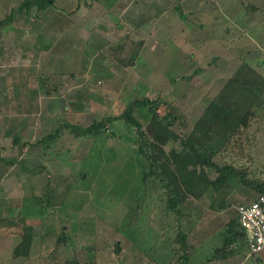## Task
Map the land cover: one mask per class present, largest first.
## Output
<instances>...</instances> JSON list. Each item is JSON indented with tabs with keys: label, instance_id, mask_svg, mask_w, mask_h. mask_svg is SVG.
<instances>
[{
	"label": "rangeland",
	"instance_id": "rangeland-1",
	"mask_svg": "<svg viewBox=\"0 0 264 264\" xmlns=\"http://www.w3.org/2000/svg\"><path fill=\"white\" fill-rule=\"evenodd\" d=\"M22 1L0 0V21L16 13L12 24L0 26V224L14 220L15 238H20L21 215L40 216L35 222L36 264H65L75 257L81 264H175L178 228L188 233L199 213L189 219L183 206L181 217L161 210L158 195L140 182L131 146H121L111 135L93 140L65 134L72 153L45 159L36 143L66 121L89 125L118 115L128 98L161 97L172 112L194 113L195 103L205 106L218 88H211L213 83H223L229 71L208 68L210 75L202 79L201 73L192 80L185 77L212 64L214 55L216 66L234 67L249 60L264 69V41L248 35L244 43L237 32L239 24L248 28L247 20L256 18L258 34L253 27L252 35L264 33V0L258 2V12L249 0H200V9L194 5L199 0H58L57 7H33L28 14L17 12ZM216 4L223 15L235 4L239 8V24L235 27L234 19L226 16L221 21L228 29L225 38L214 35L224 45L223 55L206 47L216 26L206 18V10ZM141 39L146 42L136 64H121L118 57L125 59L133 41ZM260 112L252 120L253 132L264 129V109ZM135 115L145 124L137 108ZM184 122L175 126L180 133L190 128L191 123ZM15 136L21 141L17 146ZM84 170L89 173L88 178L84 174L86 180L80 178ZM69 187L71 195L61 202ZM53 189L58 204L43 207L40 197ZM216 199L213 203L220 197ZM0 232L14 238L3 227ZM62 233L66 241L58 243ZM211 234L198 245L194 260L217 254L224 232ZM239 248L247 256L243 264H264V252L248 256L244 240Z\"/></svg>",
	"mask_w": 264,
	"mask_h": 264
},
{
	"label": "trees",
	"instance_id": "trees-1",
	"mask_svg": "<svg viewBox=\"0 0 264 264\" xmlns=\"http://www.w3.org/2000/svg\"><path fill=\"white\" fill-rule=\"evenodd\" d=\"M57 1L23 0L17 7V12L28 14L33 7L45 11L57 7ZM253 9L257 10V7L252 5ZM15 14L10 12L6 15L5 19L0 21V26L12 24ZM145 42V39L133 41L134 49L125 59L118 57V61L125 66H134ZM119 47H122V44ZM202 71L203 69L199 67L185 79L192 80ZM263 97L264 76L251 69L248 62L243 61L187 134L174 129V124L180 117L169 109V101L161 97L143 96L126 99L127 107L122 113L107 115L100 120L92 121L89 125L66 121L43 135L36 144L41 146L45 159H63L68 157L66 154L70 155L73 151L66 142L65 134L93 140L103 135H111L121 146H131V157L135 159V171L139 174L140 182L145 188L150 186L158 195L161 210L180 216L182 206L186 208L189 203H197L211 188L220 191L223 186L228 185L233 175L240 177L246 187L254 189L259 195L264 193V181L251 177L250 168L238 166L235 160L224 165L214 160L218 154L222 157H225V154L237 157L243 153L244 139L248 137L252 120L258 117L257 108L264 106ZM135 108L138 109L145 124L135 115ZM116 122L119 126L115 125ZM13 143L19 145L20 137L15 136ZM179 144L180 149L177 148ZM207 168L216 171V179L212 180L209 177ZM102 169V172L106 170ZM84 174L85 170L80 173V178L86 180L89 173L85 174L86 177ZM48 184H51L50 180ZM71 190V187L67 189L61 202L65 200L66 194L71 195ZM55 195V189L43 194L40 197L42 206L48 208L56 206L58 203L53 200ZM82 199L80 197V200ZM21 216L23 222L21 240L15 248L14 255L27 258L30 256L36 236L35 222L40 216L36 218ZM226 227L227 242L246 237L248 239V233L242 227L238 216ZM66 238V233L60 234L58 243L65 242ZM174 242L179 245L175 250L177 257L175 264H190L193 246L181 226ZM117 244L120 246L119 242ZM227 246L219 247L217 252L225 251ZM65 264L81 263L75 257L66 260Z\"/></svg>",
	"mask_w": 264,
	"mask_h": 264
},
{
	"label": "crops",
	"instance_id": "crops-1",
	"mask_svg": "<svg viewBox=\"0 0 264 264\" xmlns=\"http://www.w3.org/2000/svg\"><path fill=\"white\" fill-rule=\"evenodd\" d=\"M214 1V0H212ZM224 0H219V4H222ZM250 1V5H254L257 7H260L259 5V1L260 0H249ZM191 5V4H190ZM197 9L202 8L201 5V1H198V4H194ZM249 5V6H250ZM207 6V5H206ZM234 9L230 8V13L229 15H223V13L221 12V5L217 4L215 6H213L210 10H206L208 11V13H206V18L210 17L212 18V24H216V26H214L213 30L215 31L212 35H210L211 37H207V39H209L208 43L206 44V47H208L209 49L212 48L214 49L216 52L219 51L218 55H223L221 51H223L224 45L222 46L221 44L218 43L217 40H219L218 36H214L216 35L215 33L217 32L218 34H221L222 39L225 38V31H227L228 29L221 24L222 18L225 19L226 16H230L231 18L234 19V25L236 27V25L239 24V20H238V14H237V10L239 9L237 4H235ZM261 8V7H260ZM223 9V8H222ZM264 8L262 7L261 10H263ZM259 9H257L256 12H258ZM183 14V12H182ZM248 22L246 23V25L248 23H250V26L248 28H241L239 25V31H237L241 37V39L245 41L247 40L248 35H250V39H255L258 38L260 39V41H264V33L261 31L260 32V37L258 36H254L252 35V28L255 26L256 18H253V20L248 19ZM242 22V20H240V23ZM258 24V22H257ZM223 27H225L223 29ZM255 28V27H254ZM212 30V31H213ZM238 30V29H237ZM256 31V28L254 29ZM243 31V32H242ZM245 31V32H244ZM247 31V32H246ZM250 31V32H249ZM257 32V31H256ZM251 33V34H250ZM258 34V32H257ZM241 39H239L241 41ZM221 45V46H219ZM248 47V46H246ZM241 48V47H240ZM243 49V48H242ZM221 50V51H220ZM244 50V49H243ZM241 50V54L242 51ZM248 51H253L252 48L248 49ZM247 53V51L245 52ZM248 55V54H247ZM250 55V54H249ZM216 57L214 55V57L212 58V64L208 65V66H200L203 71L200 72L201 74H203L202 76L199 75V78L202 79V77L204 75H210L209 72L207 71L208 68L211 69L213 72H220L224 69H228L229 73L226 75V79L223 83L219 84V81H215V83H213V85L211 86V88L213 87H218L215 94L213 95V97H211L210 100H206V105L203 106L200 101L195 103L196 106L193 109V112H190V114L188 112H183L181 114L176 113L174 111V113L179 115V120L176 121V123L174 124V129L175 126L177 125H183L185 122L184 121H189L191 123L190 128L188 130V132H184V134L189 133L195 122L200 118V116L202 115V113L204 112V110L206 109V107L208 106V104L210 103V101L218 94V92L221 90V88L224 86L225 82L227 81L228 78H230L235 72L236 70L239 68V66L241 65V63L245 60H243L242 62H240L238 65L234 66V67H225L223 66V64L220 65H214V61L216 60ZM220 57V56H218ZM248 63L250 64L251 69H254L255 71H257L258 73H260L261 75L264 76V74L262 73V69L263 66L260 63L254 64L253 62L247 60ZM199 68V67H198ZM264 70V69H263ZM226 74V73H225ZM217 77H214V79ZM216 80V79H215ZM175 85V84H174ZM219 85V86H218ZM205 88V86H204ZM263 103H264V97H263ZM264 109V106L261 105L259 108H257V114L260 115L261 114V110ZM259 110V111H258ZM176 130V129H175ZM177 131V130H176ZM248 137L246 139H244V143H243V153L237 155V157H233L231 156V154H225V157H222L221 155H216L214 157V160L220 164V165H224L227 164L230 161L235 160L236 164L238 166H242L244 168H250V174L251 177L258 179V180H263L264 181V129L262 127H258L253 131H251V129L248 130ZM180 133V131H177ZM177 148L178 145H177ZM256 148L258 150L253 151V149ZM219 158L222 163L218 162ZM207 173L209 175V177L214 180L217 177V173L214 169L212 168H207ZM5 175V174H4ZM2 176V179H6L7 177ZM259 194L252 188L246 187L241 178L233 175L231 176V178L229 179V183L226 186H223V188L220 191L215 190L214 188H211L209 193H207L206 195H204L201 200H199L197 203H201L204 202V205H200V207L198 208L195 204L196 203H189L186 208L185 211L183 212V215L188 217L189 219L192 218L194 212L199 213V220H195V225L194 227H192V229L189 228L188 230V240L189 242L192 244L193 246V250L191 252L190 255V264H243L246 260L247 256H244L242 254V251L239 248V242L244 240L247 243V237L244 239H237V240H233V241H226V229L229 224V222L236 218L238 216L236 209L234 208L236 204H241V203H250L254 200H256L258 198ZM220 197V200L216 202V198ZM216 199L213 203V200ZM24 216H28V215H24ZM33 216V215H32ZM37 220H40L37 219ZM10 222H3L0 224V227H3V229L7 230V232H9V235H14V238L12 239H8V235L6 233H1L0 232V264H30L31 261H33V264H36L35 260H34V255H36V244L38 243L37 241V236L39 235V233H37V229L35 228V239H34V243L31 247V251H30V256L25 258L23 256H15L14 255V251L15 248L17 247V245L19 244L20 240H21V231H18L17 233L20 235V238H18V236L15 238V231L13 230L15 225L17 224L14 220L9 219ZM43 228H45L46 225H42ZM42 229V227H41ZM213 232H221L223 234L224 232V238L220 240H218V245L219 247L223 246V245H228L225 251L222 252H217L216 255H214L213 257H209L205 260H201V259H197L194 260L191 256H193L196 252H198V245L203 243L204 241L208 240V237H210ZM41 242H44L43 239H40ZM248 248V247H247ZM220 255V256H219ZM39 256V255H36ZM248 256H251L248 253ZM47 260V259H44ZM264 263V261H263Z\"/></svg>",
	"mask_w": 264,
	"mask_h": 264
},
{
	"label": "built area",
	"instance_id": "built-area-1",
	"mask_svg": "<svg viewBox=\"0 0 264 264\" xmlns=\"http://www.w3.org/2000/svg\"><path fill=\"white\" fill-rule=\"evenodd\" d=\"M239 221L248 232V251L250 255L264 252V193L250 203L235 205Z\"/></svg>",
	"mask_w": 264,
	"mask_h": 264
},
{
	"label": "water",
	"instance_id": "water-1",
	"mask_svg": "<svg viewBox=\"0 0 264 264\" xmlns=\"http://www.w3.org/2000/svg\"><path fill=\"white\" fill-rule=\"evenodd\" d=\"M179 15H182V11H179Z\"/></svg>",
	"mask_w": 264,
	"mask_h": 264
}]
</instances>
